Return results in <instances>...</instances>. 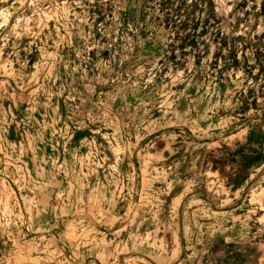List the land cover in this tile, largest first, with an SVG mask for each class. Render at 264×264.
Here are the masks:
<instances>
[{"label": "rangeland", "instance_id": "374dc122", "mask_svg": "<svg viewBox=\"0 0 264 264\" xmlns=\"http://www.w3.org/2000/svg\"><path fill=\"white\" fill-rule=\"evenodd\" d=\"M141 1L0 0V264H264L261 0H214L231 70Z\"/></svg>", "mask_w": 264, "mask_h": 264}, {"label": "trees", "instance_id": "16d2710c", "mask_svg": "<svg viewBox=\"0 0 264 264\" xmlns=\"http://www.w3.org/2000/svg\"><path fill=\"white\" fill-rule=\"evenodd\" d=\"M259 15L264 19V0H261ZM148 18L169 32L171 50L178 49L182 55H185L186 49L197 51L194 57L198 62L205 53L199 50V46L209 49L212 44L216 49L214 66L221 62L224 70L239 68L240 62L237 56L239 40L229 38L221 31V21L216 13L214 0H142L138 16L125 15L123 24L135 29L141 26L140 29L143 30ZM171 54L173 58L174 52L171 51ZM261 58L263 56H257L256 61H261ZM245 69H251V66L246 63ZM250 107L251 104L244 101L241 113L247 114L251 110ZM261 116L264 118V112ZM262 122L264 123V120ZM262 124L248 127L245 146L238 147L233 153L240 160L234 181L235 187H241L247 181L249 170L264 163V125Z\"/></svg>", "mask_w": 264, "mask_h": 264}]
</instances>
